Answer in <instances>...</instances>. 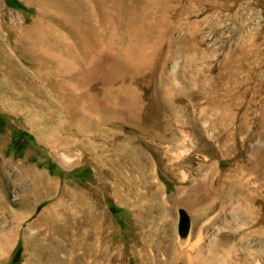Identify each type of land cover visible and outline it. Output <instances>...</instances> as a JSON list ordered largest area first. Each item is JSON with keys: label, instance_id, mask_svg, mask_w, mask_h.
Wrapping results in <instances>:
<instances>
[{"label": "rangeland", "instance_id": "obj_1", "mask_svg": "<svg viewBox=\"0 0 264 264\" xmlns=\"http://www.w3.org/2000/svg\"><path fill=\"white\" fill-rule=\"evenodd\" d=\"M254 36L264 48V0H0V156L8 170L0 193V264L32 258L34 264H69L86 247L121 256L118 264H154L168 257L156 253L161 239L204 251L225 248L221 264H264L263 98L244 111L246 119L225 118L209 107L199 118L202 135L179 150L184 162L177 176L141 144L158 162L136 175L149 185L123 184L118 201L101 178L105 166L118 165L117 148L106 149L107 129L123 125L125 109L143 97L161 103L154 95L160 66L176 93L217 89L222 102L234 94L247 104V76L217 71L232 44ZM223 110L235 112L228 103ZM52 130L57 143L45 139ZM28 169L75 194L80 209L58 197L67 213L53 222L55 200L32 196L23 205L35 185L20 174ZM253 190L262 201L250 198ZM179 209L190 219L185 235L178 232Z\"/></svg>", "mask_w": 264, "mask_h": 264}, {"label": "bare ground", "instance_id": "obj_2", "mask_svg": "<svg viewBox=\"0 0 264 264\" xmlns=\"http://www.w3.org/2000/svg\"><path fill=\"white\" fill-rule=\"evenodd\" d=\"M228 4L230 7L231 4L230 3ZM225 5L227 6V4ZM23 29H24L23 34L25 33V31H28L27 28H23ZM246 39L247 40H245L244 38L243 40L242 38L241 42L234 43L231 45L228 57L226 58L224 62H222L223 64L221 66V69L219 70V68L217 67L218 68L217 75L223 77V76H231V75H235L239 73H244L245 76H247V83L249 85V88L247 92L243 93V95L244 94L250 95V101L247 104L245 103L243 104L242 102L238 100V95L234 96L233 94V97H231L227 103L228 105L232 107V109L235 110V112L226 113L224 112L223 108L224 106H226L227 103H225L226 101L222 102V99L221 100L219 99V96L221 95V92L219 90L217 89L205 90L203 88L202 89L198 88L190 96H187L184 93V91H179L178 93H176L170 87H168L166 83L164 82L163 76H162L163 71H164L163 70L164 66L163 67L160 66L156 73V77H155L154 95L155 97L160 99L161 103L159 105L155 104L152 101L151 95H149L148 97H143V98L140 97L142 98L140 100V104L139 105L135 104L134 106H132V110L130 108L125 109L126 107L124 108L126 110L124 111V117H125L124 119L126 121L123 125L115 124L112 127L107 129L108 145L106 149L109 154L111 152L112 147L117 148L114 155H115V159L118 165L105 166V168H103L101 172L102 174L101 178L105 182L103 186L105 190L107 189L108 192L110 191L113 194H115L118 198V201H121L124 199V192L122 191L123 184H128L130 187H133L135 183L143 182L145 185H149V180H146V181L141 180L137 178V176L139 174L141 175L146 174L148 171V168L146 167H149L152 163H155V165H158V162L152 159V155H148L142 152V150L140 149L141 144L143 145L145 144V146H149V147L151 146L150 150L153 151V153H156L157 155L163 158L162 162L160 163L161 164L160 166H163L165 171H167L170 176H177V170L184 162L183 157H180L181 155L179 153V150L188 146V143H189L188 141L190 137L194 138L195 136L200 137L202 135V131L199 125V118L205 114L207 109L213 108L214 111L215 110L218 112L221 111L222 117H225V118L232 119L233 117H235L238 119L239 118L246 119V113L244 111L246 112L251 111L256 106L255 101L257 99L259 98L264 99V48L261 47V42L263 40L261 37H257V36L256 37L254 36V38L252 37V39H249V40H248V37ZM193 45L195 46L196 43H193ZM144 83H145L144 78L139 81L140 86H143ZM52 112L54 113V111ZM260 118L261 119H259V121L264 118L263 115L262 116L260 115ZM203 121L206 126L208 124L207 121L206 120H203ZM51 126L53 130L56 127L54 123H51ZM53 130H52V133L50 132V135L46 137L45 139L49 142L57 143L60 141V138L57 137L58 135L57 136L54 135ZM216 132L218 133V131ZM209 134L211 135V138L214 137L213 135L214 132L213 133L209 132ZM219 135L221 136L220 133ZM95 138H94V141H95ZM95 145L97 146V144H94V146ZM222 153L223 151L221 152V154ZM94 157L96 158V156H93V158ZM142 162L146 163V165L142 166ZM5 164H6V161L0 156V193H4V184L2 181H4L8 177V170H6L4 166ZM126 172L129 173L127 178L125 174ZM20 174H23L25 177L31 176L35 183L34 192L31 193L24 200L23 205H26L27 204L26 202H28L29 198L32 196H34L35 200L36 198L40 200L41 199L55 200L56 209L52 212L51 215H50L51 211L49 213V218H51L53 222L58 219L60 220L62 218V215L64 216L67 213V208L65 206L64 201H62V199L60 200L58 197H62V198L66 197L69 199H73V197H75V194H73L71 191L67 189H64V187L62 190L60 189L57 190L52 184V182L47 179V176L33 169H28L24 172L21 171ZM98 193L100 194V192ZM250 194H251L250 198H252L253 201L254 200L256 202L262 201L260 191L253 190ZM0 202H3V200L1 199ZM79 204H80V201H79ZM69 205H72V207H74L75 210L80 209L78 206V203L75 202L74 199ZM259 214H260L259 219L260 220L263 219L264 211H261V212L259 211ZM3 238L6 244H8L9 238L5 237V235L3 236ZM71 245H74V244H71ZM208 248H207V251H204L203 248L198 247V245L196 244L191 245L190 247H183L181 245H176L173 243L170 244L166 239H161L160 244L157 247H155L156 253L161 254L162 252H168V257H165L164 260L156 258V260L154 261L155 262L154 264H221L222 261L224 260L223 254L226 251L225 248H220L214 245L210 249ZM86 250H87V253L85 252L80 255L77 254L78 255L76 256L78 258L77 261L74 262L73 259L72 261H70L71 260L70 259L69 261L67 260L68 263L69 264H98V262H100L101 259H107V260H110L111 264H118L121 262V259H122L121 256H118V255L111 257L108 255L106 251L100 250V249L98 250L97 248L94 249L92 247L91 251H89L90 248L86 247L85 251ZM86 256L92 257L95 261L93 263H90L89 262L90 260L89 261L86 260ZM61 259L63 263H66L65 257H61ZM34 261L35 259L32 258V260L29 259L25 263L34 264ZM37 263L43 264V262H39V261H37ZM250 264H254V263L252 262Z\"/></svg>", "mask_w": 264, "mask_h": 264}, {"label": "water", "instance_id": "obj_3", "mask_svg": "<svg viewBox=\"0 0 264 264\" xmlns=\"http://www.w3.org/2000/svg\"><path fill=\"white\" fill-rule=\"evenodd\" d=\"M190 228V219L184 209H179V221H178V232L181 235H185Z\"/></svg>", "mask_w": 264, "mask_h": 264}]
</instances>
